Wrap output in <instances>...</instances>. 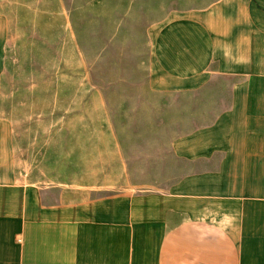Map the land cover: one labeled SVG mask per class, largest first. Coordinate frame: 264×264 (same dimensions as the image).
Wrapping results in <instances>:
<instances>
[{
  "label": "crops",
  "instance_id": "0c3cea01",
  "mask_svg": "<svg viewBox=\"0 0 264 264\" xmlns=\"http://www.w3.org/2000/svg\"><path fill=\"white\" fill-rule=\"evenodd\" d=\"M142 25L175 176L55 197L0 128V264H264V0H166Z\"/></svg>",
  "mask_w": 264,
  "mask_h": 264
},
{
  "label": "rangeland",
  "instance_id": "374dc122",
  "mask_svg": "<svg viewBox=\"0 0 264 264\" xmlns=\"http://www.w3.org/2000/svg\"><path fill=\"white\" fill-rule=\"evenodd\" d=\"M165 1L0 0V128L25 181L50 183L56 197L173 179L157 167L173 161V106L145 88L142 38Z\"/></svg>",
  "mask_w": 264,
  "mask_h": 264
}]
</instances>
